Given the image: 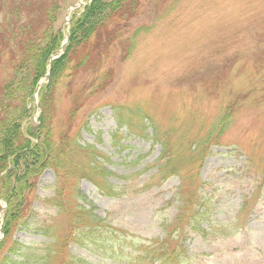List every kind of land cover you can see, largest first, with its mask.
I'll use <instances>...</instances> for the list:
<instances>
[{
  "label": "rangeland",
  "instance_id": "374dc122",
  "mask_svg": "<svg viewBox=\"0 0 264 264\" xmlns=\"http://www.w3.org/2000/svg\"><path fill=\"white\" fill-rule=\"evenodd\" d=\"M78 1L66 4L60 28L80 11L69 9ZM88 1L81 0L80 7ZM11 2L0 0V10ZM136 3L131 16L111 17L109 42L98 43L93 36L95 53L86 69L63 78L53 99L54 132L69 131L81 147H93L101 156L98 162L112 174L108 182L124 187L121 198L112 200L77 179L79 192L99 218L127 233L112 238L101 228L104 238L56 249L85 264H120L95 249L116 245L125 251L120 254L124 264H148L131 262L126 255L133 251L144 259L158 248L164 225L176 216V193L183 181L186 189L197 191L201 203V215L193 221L191 211L182 214L183 264H264V0ZM129 39L134 45L126 59ZM4 56L11 58L0 57V82L10 69ZM89 88H94L93 96L80 95ZM116 107L140 109L160 133L169 134L167 158L178 175L165 182L155 176L159 145L150 120L142 123L143 130L139 122L146 118L134 113L129 119L136 129L119 130ZM81 162H86L83 157ZM54 183L50 170L41 174L30 197V226L11 233V240L24 246L18 253L23 264H32L49 238L67 235V216L44 203ZM42 231L52 237L47 240ZM0 234L5 236L2 226Z\"/></svg>",
  "mask_w": 264,
  "mask_h": 264
},
{
  "label": "trees",
  "instance_id": "16d2710c",
  "mask_svg": "<svg viewBox=\"0 0 264 264\" xmlns=\"http://www.w3.org/2000/svg\"><path fill=\"white\" fill-rule=\"evenodd\" d=\"M11 1L9 6H1L0 10V57L3 54L11 56H4L10 69L7 77L0 82V199L6 203L2 225L5 237L0 242V256L8 249L13 258H9L10 255L4 257L0 264L8 260L11 261L10 264H23L19 261L21 256H18L23 247L20 248L14 243L7 247V242L12 232L30 226L28 221L34 216L30 209V197L38 178L47 169L54 173L56 181L52 188V197L44 203L48 207L56 208L59 214L67 216L68 234L55 239L46 233L50 230L44 228L43 231L46 232L42 231V234L47 238L52 237L53 241L43 243L44 247L39 249L41 253L34 256L35 261L32 264H85L69 253L62 257V251L58 249L70 244L82 246L86 240L93 242L96 238H104L102 235L105 233L101 228H107L112 238L116 232L125 236L126 232L110 227L93 214L94 207L77 189V179L90 182L105 197L117 198L120 192L108 183L107 178L111 173L98 162L101 156L93 147H81L70 136L69 131L60 134L54 132L53 99L56 87L63 78L69 73L74 76L86 69L84 67H87L89 55L95 53L90 45L93 36L98 43L101 39L109 42L111 32L107 23L111 17L125 12H129L131 16L137 3L136 0H89L81 11L72 14L64 53L50 64L48 82L38 92L39 116L36 124L32 118V95L38 81L47 72L49 58L60 48L64 39V32L58 22L69 0ZM133 45L130 40L126 59ZM93 89L89 88V93L85 95L83 93L86 89H82L80 95L93 96ZM113 109L118 128H132L129 121H126V116L130 118L134 112L120 107ZM230 110L231 108H227L225 114L228 115ZM226 119L225 117L220 121L221 127ZM153 133L162 151L155 176L161 175V181L164 182L168 177L178 174L167 158L169 134L163 135L157 127H153ZM82 157L85 163L81 162ZM69 178H76L74 184L66 182ZM176 195L180 203L177 214L171 223L164 225L165 236L157 242L158 248L144 259L137 254L131 255V251L126 255L127 260L142 263L148 261V264H183V259L187 256L182 244L185 236L182 214L191 211L190 217L193 221L201 215L197 210L201 204L196 192L186 189L183 181ZM244 205L245 203L240 209L243 210ZM95 249L103 251L102 256L108 259L113 257L114 262L123 264L125 261L120 256L124 250L119 246L102 244Z\"/></svg>",
  "mask_w": 264,
  "mask_h": 264
},
{
  "label": "water",
  "instance_id": "95a60500",
  "mask_svg": "<svg viewBox=\"0 0 264 264\" xmlns=\"http://www.w3.org/2000/svg\"><path fill=\"white\" fill-rule=\"evenodd\" d=\"M76 8V7H75Z\"/></svg>",
  "mask_w": 264,
  "mask_h": 264
}]
</instances>
